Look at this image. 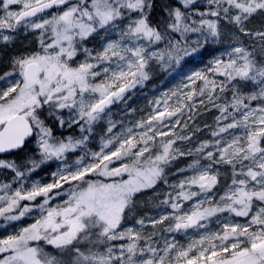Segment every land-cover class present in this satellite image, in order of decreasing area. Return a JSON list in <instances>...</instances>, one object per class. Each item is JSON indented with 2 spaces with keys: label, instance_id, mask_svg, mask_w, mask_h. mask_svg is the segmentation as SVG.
I'll return each mask as SVG.
<instances>
[{
  "label": "snow or ice",
  "instance_id": "snow-or-ice-1",
  "mask_svg": "<svg viewBox=\"0 0 264 264\" xmlns=\"http://www.w3.org/2000/svg\"><path fill=\"white\" fill-rule=\"evenodd\" d=\"M0 11V45L21 28L39 32V50L11 55L0 75V174L11 175L0 182V218L20 220L33 211L22 202L42 200L34 222L0 239V264H264V25L246 27L264 17V0H0ZM225 21L258 40L261 54L254 45L214 55ZM100 31L102 50L85 47ZM205 54L212 59L154 99L146 117L130 126L111 119V106L143 87L151 66L169 71ZM202 109L219 113L213 139L181 148ZM181 157L192 159L170 182L166 169ZM52 164L51 182L26 186ZM220 165L231 170L222 190ZM160 184L172 211L149 218L150 232L145 218L125 227L136 197L160 195ZM56 197L62 203L50 206ZM189 229L198 237L186 244L164 235Z\"/></svg>",
  "mask_w": 264,
  "mask_h": 264
},
{
  "label": "rangeland",
  "instance_id": "rangeland-1",
  "mask_svg": "<svg viewBox=\"0 0 264 264\" xmlns=\"http://www.w3.org/2000/svg\"><path fill=\"white\" fill-rule=\"evenodd\" d=\"M15 9V6H14ZM53 10L52 12H55ZM47 18V15L44 14ZM0 16H3V12L0 11ZM264 25V17L257 15L254 17L250 22L247 23L246 27L249 30H256L261 28V26ZM16 39L14 43L21 44L22 47L25 48V51L21 54H29L33 51L39 50V43H38V36L39 32H33L29 30L27 33L21 28L17 33H15ZM113 38H117L116 31H113L112 33ZM106 43V33L103 31H100L98 34H94L92 37L88 39V41L85 43V47H88L93 50H102V46ZM255 45V52L259 56L260 49H259V41L254 40V38L247 36L243 33H239L237 29L233 25L227 24V22H222L221 25V36L217 43L210 45L209 47L211 49H218L219 51L215 52L214 55L220 56L224 54L227 50H230L231 47L234 46H244L246 48L252 49ZM6 46L0 45V67L2 66L1 60L3 57V51L2 48ZM225 59H227V56H224ZM79 60H83V55H80L78 57ZM212 59V57L207 56L204 61L201 63L195 65V66H185L182 70L178 69V67L170 69L169 71H164L160 69L159 67L151 66L150 71V79H159L158 84L154 87H151L148 89V91L145 93L144 101L133 105L130 101L133 99V93L135 89L140 87L139 85L132 89L130 92L126 94V101L118 102L111 106V119L116 121H123L125 124H128L130 126V122H135L141 118L146 117L153 108L152 101L154 99L160 98L161 95L169 91L171 89L176 88L182 81L184 74H190V72L198 70L200 68H203L208 61ZM9 69L5 68V70L0 71V75H3L4 72L9 71ZM178 71L177 75L175 77L169 78L170 82H164V75H171L172 72ZM99 79V78H98ZM7 86L6 81H0V88H4ZM144 97V96H143ZM134 110V111H133ZM65 113H67V110H64ZM219 115V113L215 109H211L210 111H204L201 110L200 114L195 117L193 121H188L189 128L185 130L186 134L192 135V141H184L179 142L178 146H180L183 149H188L191 147H194L196 144H198L202 140H211L213 139L210 135L211 130H214L216 128L215 124V117ZM108 117H105V119L101 122H99L95 127V134L94 138L89 144V147L93 150H99L100 146V138L102 135H104V129L106 128V121ZM186 119V117H185ZM183 123V121H182ZM205 125L211 126L210 128L205 127ZM199 128L200 131H196L193 134V129ZM177 132L180 131V128L176 129ZM60 134V130L57 129V135ZM68 132H65V135H68ZM233 134L242 135V130H233ZM227 136V134H225ZM79 153H77L78 155ZM76 159V156H71L69 163H72ZM191 157H181L174 161L166 171L170 173L169 180L170 182H174L175 180L181 178L179 174L177 175H171V173H176L177 168H184L187 166V164L191 161ZM58 163V162H57ZM120 162H116L114 166H119ZM219 167L220 174H221V184L218 186L220 189H223V186L225 183H230V175L231 170L227 166L220 165ZM57 170L56 164H52L50 167L37 171L36 173L32 174L31 179L27 182L26 186H30L32 181H40L42 183L51 182L52 176L51 173L55 172ZM190 174V173H185ZM95 178V177H93ZM124 179L127 178V175L123 177ZM3 178L0 180V182H7L11 179V175L5 179ZM103 179V178H101ZM16 185H14L15 187ZM65 189L68 188V185L64 186ZM167 187L163 184L158 185L156 191L160 193V195H155L152 190H148L143 194H140L136 197V207L131 211L127 212L124 220V226L125 227H134L139 229L140 226L136 224V220L140 218H145L146 223L144 227V231L150 232L152 231L151 224L148 223V219H158L161 215L170 213L172 209L168 206L162 205L160 201L164 198L163 193L168 191ZM218 198V197H217ZM64 199H67L65 196ZM41 198H37L36 201L31 202H22V204L27 203L29 206L33 208V211L26 215L25 217H22L20 220L17 221H5L3 218H0V239L7 237L8 235L16 234L21 228L26 227L28 224L34 222L36 218H38L41 215L40 209L37 207L39 203H41ZM62 203V199L60 197H56L50 202V206L55 207L56 205ZM191 202H188L185 204V208H187L190 205ZM46 214V213H45ZM223 215H228L227 213L221 214V218ZM232 219L235 222L239 223H245L247 218H240V217H232ZM167 224V222H166ZM165 224V226H166ZM220 227L216 223V218L213 217L212 221L208 224L209 230L215 231ZM161 226H157V231L159 232ZM204 230H200L202 233ZM164 235L169 240H177L181 244H186L189 239L191 238H197L198 233L196 230L189 229L187 233L183 232H173V233H164ZM159 239V236L157 237Z\"/></svg>",
  "mask_w": 264,
  "mask_h": 264
},
{
  "label": "trees",
  "instance_id": "trees-1",
  "mask_svg": "<svg viewBox=\"0 0 264 264\" xmlns=\"http://www.w3.org/2000/svg\"><path fill=\"white\" fill-rule=\"evenodd\" d=\"M2 51H3V57L1 60L2 66L0 68V71L5 70V68L9 69L10 68L9 57L11 55H20L22 52L25 51V48L22 47L21 44L13 43L11 46H6V47L2 48ZM207 56L208 55L205 54L197 60H189L187 63H182V65L179 66L178 69L181 70V68H182V70H183V68L185 66H187V67L188 66H195V65L201 63L202 61H204V59H206ZM177 73H178V71H175V72H172L171 75H169V74L164 75V77H163L164 82H170V80H169L170 76L173 78L177 75ZM158 81H159V79H156V78L150 79V80L145 82L143 87L140 86L137 89H135V91L133 93V99H131L130 102L133 105H136V104L144 101V98L146 96L145 93L148 91L149 88L156 86L158 84ZM13 155H15V154H13ZM9 176H10V174L7 176L0 174V180H2L3 178L7 179Z\"/></svg>",
  "mask_w": 264,
  "mask_h": 264
},
{
  "label": "water",
  "instance_id": "water-1",
  "mask_svg": "<svg viewBox=\"0 0 264 264\" xmlns=\"http://www.w3.org/2000/svg\"><path fill=\"white\" fill-rule=\"evenodd\" d=\"M52 10H53V9L49 10V12L52 11Z\"/></svg>",
  "mask_w": 264,
  "mask_h": 264
},
{
  "label": "bare ground",
  "instance_id": "bare-ground-1",
  "mask_svg": "<svg viewBox=\"0 0 264 264\" xmlns=\"http://www.w3.org/2000/svg\"><path fill=\"white\" fill-rule=\"evenodd\" d=\"M1 68V67H0ZM4 68V67H3Z\"/></svg>",
  "mask_w": 264,
  "mask_h": 264
}]
</instances>
